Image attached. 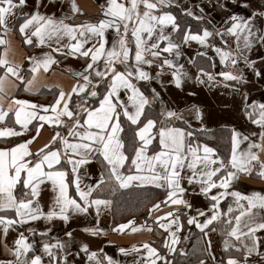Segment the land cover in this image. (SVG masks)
Masks as SVG:
<instances>
[{
	"label": "snow or ice",
	"instance_id": "snow-or-ice-1",
	"mask_svg": "<svg viewBox=\"0 0 264 264\" xmlns=\"http://www.w3.org/2000/svg\"><path fill=\"white\" fill-rule=\"evenodd\" d=\"M68 3L71 16L81 11L76 0H68ZM173 3L174 0H105L101 18L81 23H68L69 15L57 17L55 13H43L37 8L19 24L25 44L32 45L33 37L37 46L51 48L54 42L57 45L52 49L54 52L78 56L85 63L83 69L75 73L78 79L70 91L60 88L53 102L48 104L12 96L5 108L0 95V138L20 137L29 130V125L39 135L44 123L66 130L65 135L55 131L51 140L36 152L29 148L36 136L0 148V235L5 238V251L12 257L0 259V264H71L68 259L71 231L65 232L69 238L65 242L49 235L51 227L38 232L29 226L26 231L33 239L24 231H18L9 246L6 242L9 230L41 219L48 224L54 219L67 223L70 214L87 213L90 207H95L99 215L102 208H109L113 203L111 199L100 198L99 192L105 187L114 195L121 189L131 191L133 187L146 185L165 189V199L153 202L148 215L152 216L154 210L160 211L162 206L170 208L154 217L157 229H163L166 235L160 247H154L153 242H144L140 247L133 245L131 251L137 254L133 264H172L168 254H186L184 249L176 247L181 239L178 233L185 226L181 216L185 217L187 225L199 229L202 237H207L209 231H220L227 254L220 264H264V240L258 235L264 232V194H245L233 186L241 175H250L254 170L264 177V159H261L264 102L248 103L247 93H241L245 114L261 131L252 134L253 137L258 135V139H252L233 128L230 154L222 157L207 143L194 144L190 140L194 133L189 130L191 126L183 114L164 105L155 88L149 87L146 94L141 87V82L150 85L153 79L163 83L161 77L169 75V83L182 88L193 78L185 64L180 63L183 47L192 42L205 50L211 48L225 67L213 73L202 65L196 66L194 79L197 82L225 86H231L228 82L247 83L240 70L241 61L252 68L256 77L264 79V72L256 68V61L248 55L256 42L264 43V8L248 16L229 14L219 28L203 26L194 31L190 26L182 27L178 17L169 10ZM240 3L249 7L247 0ZM26 4L27 0H0V29L5 34L10 30V19ZM41 6L47 7L43 3ZM185 13L194 15L187 9ZM195 19L203 21L204 17L198 15ZM110 29L114 33L111 42L106 35ZM216 37L220 38L221 45L215 42ZM65 38L67 42L61 43ZM0 45L5 46L0 54V94L5 92V82L10 77L18 82V90L39 92L37 74L58 63L55 57L51 53H44L40 58L27 57L30 71L26 76L22 74L21 64L7 59L8 41L3 36H0ZM197 55L207 57V51ZM261 59L264 61V57ZM187 63L196 65L193 59ZM153 65L158 69L155 76L148 70ZM212 67H215L214 62ZM217 76L223 79L218 81ZM157 103L161 104L158 114L150 117L147 112ZM186 110H194L195 119L202 121L203 113L198 106L192 105ZM174 121H182L188 127L176 126ZM127 131L132 134L131 155L127 152ZM199 131L210 130L201 123ZM157 139L158 150L151 149ZM244 142L247 145L242 148ZM97 155L102 158L105 171L95 182L84 184L82 176L86 173H82V167ZM184 180L198 186L199 193L209 198L206 209L196 208L195 214H190L193 205L184 198ZM46 183L51 184L54 192L47 211L39 199L41 186ZM73 186L76 196L70 194ZM228 197L233 199L225 211L220 205ZM130 224L134 222L129 220L112 230L123 231ZM131 230L135 232L138 228L134 225ZM147 230L152 231L151 226ZM84 231L98 235L103 230L85 228ZM37 234L41 238L39 245L35 239ZM210 249L208 240L203 252L209 260L215 261ZM80 251L86 254L89 264H120L103 249L90 250L86 243L80 245ZM118 251L129 254V249L123 247ZM197 264H206V260L198 258Z\"/></svg>",
	"mask_w": 264,
	"mask_h": 264
},
{
	"label": "crops",
	"instance_id": "crops-1",
	"mask_svg": "<svg viewBox=\"0 0 264 264\" xmlns=\"http://www.w3.org/2000/svg\"><path fill=\"white\" fill-rule=\"evenodd\" d=\"M247 2L249 3V7L245 8L240 3V0H237V3L235 4L232 3V0H174V3L171 5L169 10L173 12L172 9L177 8L184 15H186V9L191 11L194 14L193 16L186 15L191 22H183L181 25L182 27L185 25L190 26L191 29L195 31L203 26H209L210 28L214 26L219 28L223 20H225L229 14L248 16L252 12L264 8V0H247ZM42 3L46 4L47 7L41 6ZM104 3L105 0H76V4L81 11L75 16L70 15L68 0H27V4L22 10L16 11L15 16L9 21L10 30L7 34L0 29V36H3L8 41L7 59L14 63L21 64L24 69L22 74L26 76L30 71V62L27 60V57L40 58L44 53H51L58 63L52 64L46 72L41 69V71L37 74L36 86L39 88V92L30 93L18 90V82H16L14 78L10 77L5 82V92L0 94L3 96V105L5 108H7L8 104L11 102L12 96L28 99L37 103L48 104L53 102L54 95L58 93L60 88H62L65 92L70 91L71 87L78 79L75 73L81 71L85 63L84 60L78 56H65L54 52L52 49L57 47L54 42H52L51 48L47 45L37 46L36 38L33 37L34 42L32 45L25 44L24 36L18 30L19 24L23 23L24 18L39 8L41 12L47 14L55 13L57 17L69 15L70 18L66 21L68 23H81L85 21L95 22L98 18H101V6ZM173 14L175 15L174 12ZM198 15H203L204 20H196L195 16ZM208 22L211 23L209 24ZM257 26L260 27L261 25L258 24ZM106 35L111 42L114 35L113 31L111 29L108 30ZM66 42L67 38H65V40L61 43ZM215 42L217 45H221L219 37H216ZM4 48V45H0V54H3ZM64 51L67 52L68 50L64 49ZM204 51H207V57H200L197 55L198 52ZM182 53L180 63L185 64V67L190 72V76L193 78L188 79L182 88H177L175 85L169 83L171 77L169 75H164L161 77L163 83L155 79L151 81L150 85L145 82H141L142 90H145L146 94H148L149 87L155 88L160 93V98L164 105H167L173 110L183 114L184 119H186L191 126L189 130H199L201 123H203V125L210 131L217 129L232 130L235 128L237 131L249 135L252 139H258V135L253 137L252 134H258L261 129L252 124L245 114V101L241 93H247L248 103H251L253 100L264 102V79L256 77L252 68L246 67L243 64V61H241L240 70L243 72L247 83L228 82L231 86H225L221 83H216L215 85L210 83L201 84L194 79L197 71L196 66L202 65L206 70L218 73L219 71L225 70L224 65L219 63V57L211 48L205 50L195 42L184 46ZM248 55L249 59L256 61V68L264 72V61L261 59L264 57V43L256 42ZM189 59L195 60L196 65H189L187 63ZM213 62L215 63V67H212ZM148 70L153 76H155L158 69L155 65H153ZM222 79V77L217 76L218 81ZM56 86H59V88ZM9 93L11 95H9ZM192 93H194V95ZM73 98L75 99V96ZM90 102L95 103V101ZM192 105H196L202 110V121L195 119L194 110H186ZM160 107V103L153 105V107L148 110L147 114L150 117L155 118ZM35 123L37 122L33 121V124ZM174 124L180 127H188V125H185L182 121H174ZM55 131H60L62 135L66 134V130L63 127L50 126L47 123H44V126L40 129L39 135H37L32 125H29V130L24 132L20 137H10L7 138V140L0 138V148L10 147L14 143L22 142L23 140L30 139L32 136H36V139L29 145L30 150L32 152H36L38 149L42 148L44 144L51 140ZM191 141L194 144L206 143L199 141L198 139H193ZM246 145L247 142H244L241 147H246ZM209 146L213 147L211 144H209ZM151 149L158 150V139L153 141ZM127 152L131 155L132 147L128 146ZM261 159H264V153H261ZM68 167L70 168V166ZM127 168L128 165H126L124 169L126 174ZM81 171L82 173H86V175L82 176L84 184H91L95 182L99 178V174L102 171H105L102 158L97 155L94 159L90 160L87 165L83 166ZM182 184L186 188L184 198L189 200V202L193 205V211H191L190 214H195L194 209L196 208L203 210L208 207L210 203L209 198L199 193L198 186L189 185L187 180L182 181ZM146 186L156 187L155 185ZM233 186L236 190L245 194H250L252 192H261L264 194V177L259 176L257 170H254L250 175H241L240 178L234 182ZM160 189L165 190L164 188ZM20 190V186H18L17 192L19 193ZM215 191L216 190L214 189L213 192ZM70 194L76 196L74 186L70 189ZM99 196L100 198L112 200L107 187L99 192ZM53 197L54 192L52 191L51 184L46 183L45 185H42L39 199L45 211L48 210V206L50 205ZM232 199V197H228L221 201V209L226 211L228 204L232 203ZM180 207L183 211V206ZM169 210V207L163 206L160 211L154 210L152 212V216H149V221L127 219L114 222L113 203L109 208H102L99 215H97L95 207H90L87 213L70 214V219L67 223L59 219H54L51 224H48L46 221L41 219L29 222V224L19 227L18 229H10L6 242L9 246H12V242L17 236L18 231H24L25 235H28L30 240L33 239L32 235L26 231L29 226L36 228L38 232L43 230L45 227H51L52 231L49 235L57 236L65 242H68L69 240V238L65 236V232H72V243L68 256L71 264H89L86 254L80 251V245L83 243L88 244L89 249L92 251L103 249L104 253H107L114 259L119 260L120 264H133V261L137 259V254L131 251L133 245L140 247L144 242H153V246L156 247V238H164V236L158 234L160 229H157V224L154 223V217L162 215L163 212ZM129 220H132L134 225L137 226V231L133 232L131 230L134 226L132 224H130L128 228L123 231L118 229L116 231L112 230L117 228V225L127 223ZM181 221L185 224V226L178 233V235L181 238L180 243H183L182 249H184L186 254H189L193 250H198L195 245H197L199 240L205 239L206 241H211L210 252L216 257V260H209L207 254L205 253L202 254L200 258L205 259L206 264H220L222 258L226 260L227 254L224 252L223 237L221 236L219 230L216 232L209 231L207 237H202L199 229L195 228L194 225L186 224L184 216H181ZM148 226H151L152 231L147 230ZM85 228H98L103 231L98 235H92L91 233L84 231ZM258 235L261 236L262 240H264V232L258 233ZM184 237H187V239ZM35 239L37 241V245H39L41 238L38 234L35 236ZM4 243L5 238L0 235V259H11L12 257L3 247ZM120 247L129 249V254L124 255L120 253L118 251ZM140 250L141 252L144 251L142 247ZM76 253L79 254L77 255ZM197 261L195 264H197ZM158 264L161 263L158 262Z\"/></svg>",
	"mask_w": 264,
	"mask_h": 264
},
{
	"label": "trees",
	"instance_id": "trees-1",
	"mask_svg": "<svg viewBox=\"0 0 264 264\" xmlns=\"http://www.w3.org/2000/svg\"><path fill=\"white\" fill-rule=\"evenodd\" d=\"M175 15L178 17L180 23L186 22L190 23V19L181 13L177 8L172 9ZM230 129H217L214 131H209L207 133L201 132L199 130L194 131V136L190 140L198 139L213 145L216 148L218 154L222 157H227L230 154ZM131 131L126 132L125 139L128 142L127 148L132 147L131 144ZM109 193V192H108ZM113 200V220L114 222H119L121 220L134 219L137 221L149 220L148 209L151 204L156 201L163 200L165 197V190L151 187L142 186L140 188L133 187L131 191L121 189L117 191L114 195L110 194ZM162 240L157 237L156 246L160 247ZM198 248V247H197ZM203 247H199L198 250H194L188 255H184V258H174V264H195L198 258L201 257L203 252ZM163 252L164 250L161 249Z\"/></svg>",
	"mask_w": 264,
	"mask_h": 264
},
{
	"label": "rangeland",
	"instance_id": "rangeland-1",
	"mask_svg": "<svg viewBox=\"0 0 264 264\" xmlns=\"http://www.w3.org/2000/svg\"><path fill=\"white\" fill-rule=\"evenodd\" d=\"M194 131H196V130H194ZM193 131V132H194ZM194 136V135H193ZM150 219V218H149ZM143 221V220H142ZM146 221H149L148 219H146ZM159 233H163L164 235H162V236H165L166 235V233H164V230L163 229H160V231H159ZM160 239L162 240V242H163V237H160ZM156 241H157V238H156V240H155V243H156ZM161 242V241H160ZM161 242V243H162ZM162 245V244H161ZM182 246H183V243H178L177 244V249H180V248H182ZM205 246H206V240L204 239V240H199L198 241V243H197V245H195V247H198V249H199V247H203V248H205ZM157 247V246H156ZM192 252V251H191ZM190 252V253H191ZM195 252V251H194ZM189 253V254H190ZM189 254H184V255H186V256H188ZM169 255V259L172 261V264H174V258L175 257H178V258H184L183 256L184 255H181V254H179V252H177L176 254H168ZM161 263V262H160Z\"/></svg>",
	"mask_w": 264,
	"mask_h": 264
}]
</instances>
